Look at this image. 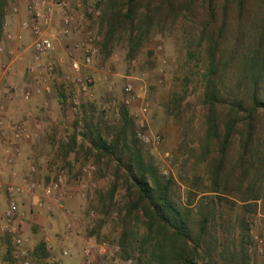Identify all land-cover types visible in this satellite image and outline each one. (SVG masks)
Here are the masks:
<instances>
[{"label":"rangeland","instance_id":"rangeland-1","mask_svg":"<svg viewBox=\"0 0 264 264\" xmlns=\"http://www.w3.org/2000/svg\"><path fill=\"white\" fill-rule=\"evenodd\" d=\"M68 1L65 12L55 9L48 29L55 49L44 61L54 63L56 70L40 72L53 86L61 106V135L48 150L38 147L52 160H35L33 143H22L13 162H8L3 142H11V132L0 129V264H143L149 252L145 219L140 212L128 211V184L124 176L119 181L116 178L119 159L126 161L128 150L121 145L112 156L100 158L93 142L101 138L110 145L129 121L127 140L137 141L136 121L146 104L147 131L162 139L158 146L139 142L146 162L161 179L174 180L172 191L180 205L215 221L224 255L247 252L249 264H264V177L252 192L250 179L241 184L236 172L230 186L213 192L209 162L203 158L205 125L200 97L210 59L201 33L208 21V0H169L170 4L139 0L133 25L111 22L109 0ZM27 7L25 0H0V107L4 113L16 102H24V93L37 85L30 71L34 35L22 27L30 18ZM219 7L218 2L217 11ZM66 15L74 17L67 36L62 31ZM229 15L235 17V12L230 10ZM88 37L93 38L90 46L95 53L86 66L84 51L76 45L83 47ZM244 38L245 43L236 48V36L228 30L222 40L217 59L226 50L232 56L229 67L219 73L226 81L240 62L241 44L250 46L248 32ZM73 59L82 64V78L93 81L89 95L63 80L72 74ZM127 84L134 90L131 104H126ZM74 96L80 101L77 113L71 106ZM35 97L41 98L25 101ZM3 118L13 124L8 116ZM60 150L81 158L79 169L56 161ZM88 165L93 167L90 173L84 171ZM61 172L66 178L64 186L46 195L44 189ZM125 173L122 170L119 176ZM31 183L36 187L16 199L19 220L13 223L16 232L12 236L4 221L9 204L5 189ZM220 264L232 263L223 259Z\"/></svg>","mask_w":264,"mask_h":264},{"label":"trees","instance_id":"trees-1","mask_svg":"<svg viewBox=\"0 0 264 264\" xmlns=\"http://www.w3.org/2000/svg\"><path fill=\"white\" fill-rule=\"evenodd\" d=\"M163 1L170 4L169 0ZM138 2L109 0L111 22L133 25ZM208 7V21L201 33L202 40L207 41L210 59L200 97L205 125L201 139L203 158L209 162L213 192L230 186L236 172L241 184L250 179L249 190L256 192L264 177V0H208ZM230 10L235 17L229 15ZM228 30L236 36V48L245 43L248 32L250 46L241 44L240 62L226 81L219 73L229 67L231 52L226 50L219 60L217 52ZM130 125L127 122L121 136L110 145L99 138L93 146L99 150L100 158L112 156L121 145L128 150L126 161L119 159L116 178L119 181L124 176L128 184V211L140 212L145 219L142 222L149 252L143 264H220L223 259L232 264H249L247 252L224 255L215 234V221L202 212L194 214L191 208L175 200L174 180L161 179L152 164L146 162L136 131L137 141L128 142ZM122 170L126 173L119 176ZM115 190L114 186L111 199Z\"/></svg>","mask_w":264,"mask_h":264},{"label":"built area","instance_id":"built-area-1","mask_svg":"<svg viewBox=\"0 0 264 264\" xmlns=\"http://www.w3.org/2000/svg\"><path fill=\"white\" fill-rule=\"evenodd\" d=\"M28 7V13L30 15L29 20L25 21L22 24V27L26 30H30L34 35L33 43L30 47L31 52L33 53V67L31 68V73L34 76L37 85L31 89H28L24 93V99L29 101L34 96L49 95L54 89L51 83L47 81L40 72L45 69L49 72H55L56 65L52 62L44 61V57L54 51L55 44L52 36L49 35L48 29L53 23V16L55 9L61 11H66L69 6L68 0H25ZM74 17L71 15H66L62 21V31L65 36L69 35L73 27ZM93 42L92 37H88L86 43L83 47L81 45H76V48H81L84 51L83 54V65H90L93 62V56L95 51L93 47L90 46ZM92 47V48H91ZM0 52H3V48L0 47ZM11 54V53H10ZM71 73L63 78L66 83L74 84L79 86L84 93V95H89L91 92V85L93 81L91 79L84 80L81 76L82 64L77 60L73 59L70 63ZM126 95L127 100L126 104H131L134 100V90L131 84L126 86ZM72 111L76 112L80 109V101L77 96H74L71 101ZM148 105H144L141 111V115L137 118L136 121V137L137 139L145 145H160L162 139L158 135L150 134L147 131V112ZM3 107H0V129H8L11 132V142L6 148L7 160L8 162H13V157L19 152V145L25 142L33 140L34 134H32L24 125L21 124H10L3 118ZM11 144V145H10ZM18 145V147H17ZM12 146L14 149H12ZM90 173L93 170V167L88 165L84 170ZM65 175L63 172L59 173L55 180L44 189V193L48 196H51L55 191L60 189L65 184ZM36 187L35 183L25 184L23 187L20 186H8L5 189V193L8 196L9 204L7 210L4 214V221H6V229L8 233L14 236L16 229L13 225L14 221H18V204L17 197L23 194L27 190H32ZM20 243V241L18 240ZM25 255V253H23ZM23 264H28L23 262Z\"/></svg>","mask_w":264,"mask_h":264},{"label":"crops","instance_id":"crops-1","mask_svg":"<svg viewBox=\"0 0 264 264\" xmlns=\"http://www.w3.org/2000/svg\"><path fill=\"white\" fill-rule=\"evenodd\" d=\"M64 52L65 51H62L61 53H59V55H63ZM56 100V94L52 92L49 95H41V98L35 97L34 100L30 102H26L25 100L24 102H16L12 105L11 109H9L5 113H2V116H8L10 119H12L13 124L24 125L32 134H34L33 140L36 139L37 143L31 140L29 142L23 143L22 145L33 143L32 149L38 153H33V158L35 160L37 159L40 162H48L49 160H52V156L49 157V153L43 155L42 151L38 149V147L48 150L47 148L55 143V139L57 138V136L61 135L62 116L58 108L61 106H59V102L56 103ZM3 143L5 145L4 148L6 149L9 143L7 141H4ZM19 146H21V144ZM12 149H14L13 146ZM61 150L60 152L58 151V155H60V157L57 155L56 161L63 164H65V162H68L71 163L72 166L77 165L75 167L78 168L81 162V158L78 157L75 159L73 158L72 154L63 153L64 151ZM20 157L21 156L17 157L16 159ZM1 178H3L2 175H0V179Z\"/></svg>","mask_w":264,"mask_h":264}]
</instances>
